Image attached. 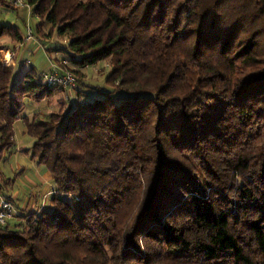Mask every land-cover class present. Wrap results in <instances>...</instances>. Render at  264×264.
I'll list each match as a JSON object with an SVG mask.
<instances>
[{
    "label": "trees",
    "instance_id": "trees-1",
    "mask_svg": "<svg viewBox=\"0 0 264 264\" xmlns=\"http://www.w3.org/2000/svg\"><path fill=\"white\" fill-rule=\"evenodd\" d=\"M28 4L78 86L0 61V159L23 118L55 185L0 228V264H264V0ZM102 61L107 88L80 83ZM27 100L57 109L38 122Z\"/></svg>",
    "mask_w": 264,
    "mask_h": 264
},
{
    "label": "rangeland",
    "instance_id": "rangeland-1",
    "mask_svg": "<svg viewBox=\"0 0 264 264\" xmlns=\"http://www.w3.org/2000/svg\"><path fill=\"white\" fill-rule=\"evenodd\" d=\"M25 9L30 11L29 16L24 12L22 7L1 8L0 25H9L19 28L24 35L28 22L34 29H36L37 25L41 23V19L33 15L31 9ZM47 26L45 27L44 32H49V28ZM39 36L36 35V43L41 45L45 51H50V53L52 52V50L49 48L51 42L54 43L53 45H58V47L61 49V46L67 45L68 41L66 38L59 37L57 32L51 35L50 38L43 37L40 39ZM8 42L9 38L7 37H4L0 40V59L2 58V62L5 65L19 68L18 64L21 63L18 61L19 54L17 50H14V52L11 51L13 57L9 59L8 52L10 51L7 48L9 45ZM21 45L23 46L25 44L21 43ZM66 57H68V54H66L64 51H61V54L58 56V58ZM22 60L24 65L19 68L21 71L25 70L26 67H29L28 62H34V66L39 72H43L44 70L46 71L50 66V59L44 51L37 53H33V51H25ZM58 61L59 63L61 62L60 60ZM58 66L64 69V64L62 65L60 63ZM109 71L110 66H108V63L106 61H102L95 66L81 69L77 76L80 83L84 81L85 84L91 87H101L106 89L108 86L107 76ZM92 92L97 93L98 91L94 90ZM62 97L67 98V95L65 94V96H59V99ZM55 101H57V98ZM56 106V102L54 104H49L46 101L38 103L27 100L23 116H28L30 119L36 118L38 122L45 121L48 119L49 115L57 109ZM14 142V145L10 149H7L3 152V158L0 159V172L2 173L3 177L1 183L2 185H5V183L10 182L7 188L4 187L1 189L0 194L8 198H12L13 194H16L17 192H22V196L24 198L27 194H34L38 195V199L41 201L45 188L48 184H50L42 177L44 173L47 172V169L45 165L34 161L32 159L31 153L26 151L27 149H31L33 147L35 139L27 132L26 124L23 118L17 120L14 124ZM20 149H23V151H20ZM49 198H47L48 200L46 206L49 205ZM32 213L33 212H28L24 215H31ZM177 218L180 221H184L185 219L183 215H178Z\"/></svg>",
    "mask_w": 264,
    "mask_h": 264
},
{
    "label": "crops",
    "instance_id": "crops-1",
    "mask_svg": "<svg viewBox=\"0 0 264 264\" xmlns=\"http://www.w3.org/2000/svg\"><path fill=\"white\" fill-rule=\"evenodd\" d=\"M15 8H18V7H15ZM23 10L26 14H28V16L30 15V11H28L25 8H23ZM28 20H29V17H28ZM8 43H9V45L7 48L9 49L10 53H11V51L14 52V50H17V52L19 54L18 55V61H19V63H21V64H18L19 68H21V66L24 65L22 57H23L25 51H29V52L33 51V53L44 51L50 59V66H49V69H47L46 71L44 70L43 72H40V73H42V75L44 73L51 72V70H53V65H55L56 63L59 64L58 60L61 61L62 59H64V58H58V56L61 54V51L59 50L58 45H53L54 43H52V42H51V45L49 47L52 50L51 53H50V51H48V52L45 51L44 48L41 45L37 44L36 42L25 43V45H23L24 47L21 45L20 42H15V41L10 40V39H9ZM1 51H4V50H1ZM0 61H2V58L0 59ZM28 63H29V67H26L25 70L21 71L18 68L20 70V72L26 71V70L30 69L31 67H35L34 62H32V63L28 62ZM20 151H23V149H20ZM21 172H22V170H21ZM42 177L45 181L49 182L50 184H48L47 187L45 188V191H44L43 196H42L43 198L41 201L38 199V195H34V194L28 195L27 194L26 197L24 198L22 196L23 195L22 192H17L16 194L15 193L13 194L12 201L17 208L18 215H22V214H25L28 212H41L45 208V206L47 204V200H48L47 198H49L52 195V193L54 192L55 185L53 182V176L48 170L46 173H44V175ZM40 203H41V205H40Z\"/></svg>",
    "mask_w": 264,
    "mask_h": 264
},
{
    "label": "built area",
    "instance_id": "built-area-1",
    "mask_svg": "<svg viewBox=\"0 0 264 264\" xmlns=\"http://www.w3.org/2000/svg\"><path fill=\"white\" fill-rule=\"evenodd\" d=\"M17 7L29 8L31 6L28 4V0H15ZM37 42L35 29L27 23L25 31V43ZM9 59L13 57V54L8 52ZM8 59V60H9ZM43 81L52 87H64L68 89H75L78 86V80L74 73L68 70L61 71V68L58 65H53V70L42 75ZM18 214L17 208L14 205L13 201L0 194V228L4 227L8 221L13 219Z\"/></svg>",
    "mask_w": 264,
    "mask_h": 264
}]
</instances>
